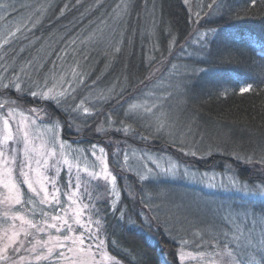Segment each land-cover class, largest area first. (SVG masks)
<instances>
[{"label":"trees","instance_id":"obj_1","mask_svg":"<svg viewBox=\"0 0 264 264\" xmlns=\"http://www.w3.org/2000/svg\"><path fill=\"white\" fill-rule=\"evenodd\" d=\"M188 3L187 0H4L0 3L8 5L7 9L14 13L21 12L25 19L21 28L0 43V72L11 80L13 74L25 69L31 77L30 81L21 80L23 94L13 88H0V93L19 106L31 105L48 111V119L60 122L61 138L70 145L88 147L96 143L107 153V163L116 176L120 195L113 204L109 196L93 203L99 212L93 215L96 219L103 218L101 234L105 250L114 259L112 264H162L165 260L168 264H180L179 242L186 241L183 247L189 250H212L201 245L221 236V231L232 233L234 224L242 222L236 216L238 212L246 210L247 218L252 221L264 215L261 201L240 202L236 194L222 193L201 198L191 186L181 188V180H185L182 174L176 178L167 175V178L141 181L138 175L122 168L119 160L115 161L114 143L120 149L126 146L140 152L165 153L196 173L231 175L250 187L264 184V163H261L264 161V0L255 8L249 0H217L220 7L213 9L207 7L212 0ZM90 34L92 40L86 39ZM174 63L179 67L173 69ZM73 68L83 76L82 83L76 84L74 100L69 97L58 107L29 94L34 90L31 83L43 82L47 75L60 73L66 81L72 79ZM176 84L178 88L174 89ZM249 84L253 85V91L241 93L240 89ZM150 85L154 91L161 94L163 91L162 97L172 86L176 96L175 108L166 118L170 127L163 134H155L156 126L146 119L125 116L124 103L129 104ZM107 87L113 89L110 98L100 103L97 110L89 111L91 114L71 111L85 91ZM159 95L156 99L161 98ZM124 126H131L132 131L125 132ZM97 128L105 131L97 132ZM172 140L176 141L175 145L170 143ZM191 151L196 155L188 154ZM123 179L132 182L127 191L122 186ZM178 190L211 199L216 205L217 211L210 215L213 220L210 223L216 230L212 236L201 239L202 243L194 237V223L189 217L195 213L163 208L164 204L171 207L174 199L167 196L163 199L161 194ZM172 213L176 216L172 217ZM224 213L229 214L225 222ZM146 217H158L159 221L153 219L147 226ZM173 219L179 223L171 222ZM251 220L242 223L249 227L254 225ZM183 225H189V230L182 231ZM167 228L180 235L179 241L172 239Z\"/></svg>","mask_w":264,"mask_h":264},{"label":"snow or ice","instance_id":"obj_2","mask_svg":"<svg viewBox=\"0 0 264 264\" xmlns=\"http://www.w3.org/2000/svg\"><path fill=\"white\" fill-rule=\"evenodd\" d=\"M260 0H249L250 6L255 8L257 7ZM0 7L7 8L8 5H0ZM209 9L219 8L220 5L217 4V0H212V3L208 4ZM119 8V5H117ZM200 14L197 13L199 19ZM9 35H13L9 33ZM206 36V34H204ZM86 39L92 40V35ZM175 38H173V43ZM75 43V41H73ZM119 51V49H116ZM31 80V77L27 74L25 69H21L20 74H16L9 80L8 83H3V80H0V85L4 89L14 88L18 93L23 94L24 89L21 88V80ZM83 76L80 73H77L75 68L72 69V79L65 80L63 76L59 79L52 77V86L49 87V78L45 77L43 82L35 81L30 85L31 89L29 94L37 100L44 102H52L58 107L66 103L69 97H72L74 100L75 97L73 93L76 91V84L82 83ZM241 93L253 91V85L249 84L246 87L240 89ZM104 99V97H101ZM84 101L82 100L80 104L76 105L75 108H72V112H79L83 107ZM18 105L16 101L11 99H0V121H2V127H0V186L7 190L8 195L0 201V203L8 206L9 210L15 206H20L24 208L25 205H30V213L33 219H25L24 216L16 215L11 217L12 220L19 219L21 225H27L29 229H34L36 234L46 233L48 236L47 240H36V243L31 248V252H36V245L42 246L46 249V254L43 256H36V260H53L54 264H61V261L64 264H83L81 257L86 254L88 257L87 264H101L103 259H106V254L104 253V240L100 238L101 233L104 229L103 218L93 220L91 214L99 215L95 206L90 208L88 204H83L81 207L78 204V201L81 200V197L78 196V193L81 190V178H80V169L78 165L76 166V176H75V191H71L73 186V165L69 164L64 149L66 143L59 139V132L61 130L60 124L58 121H53L51 125L45 126V132L48 134L45 145L48 146V150H43L45 145H41V150H38L33 144L32 136V126L36 124V119H31V124L28 123L29 118L24 117L23 113L20 115L23 117L16 124V133L12 130V125H10L9 120H15V113L18 110ZM141 105L131 104L125 112L126 118L133 115H137L138 109ZM156 108V104H153L151 108H145V112L152 115L156 120L155 134H163L167 128L170 126L166 123L167 114L160 112L158 115L152 112V109ZM7 109L6 113L4 110ZM36 118H39V113L43 109H30ZM83 112L86 114L89 113L88 108H83ZM108 121H111V114L108 116ZM123 125V121H121ZM105 131L103 128H97V132ZM124 131H132L131 126H124ZM171 135L172 133L169 132ZM11 142L12 146H9ZM22 143V147H17V145ZM170 143L175 145L176 141L172 140ZM183 143V141H181ZM92 155L95 157V148L93 145ZM57 148L59 149V155L62 160L57 161V164L63 163L67 164L68 172V181L67 187L68 192L63 193L65 196V202H62L60 199L61 189L57 187L56 180L50 178L45 173L49 167L55 168L57 174L59 175V168L56 165H49V158H54L57 155ZM183 151V149H181ZM101 154L104 153L103 149H100ZM193 156L196 155L195 151L190 153ZM79 159V157H77ZM149 160H152L151 157H148ZM238 159H243L238 157ZM249 162L251 158H248ZM125 160L127 161V155H125ZM155 164L156 171L148 169L145 166V171L147 175L140 176L141 181H146L149 178L160 175H174L179 169V164L176 162L169 163L168 167H161L160 164L156 161H152ZM264 163V161H261ZM19 168L18 175L23 179L17 181L15 170ZM105 165V176L110 175L107 173ZM87 171V169H84ZM185 174H189L185 170ZM92 177L99 178V173H92ZM111 180L113 183L116 181V176H112ZM21 183L26 186L27 192L30 194L26 197L25 192L21 189ZM230 183L234 187H238L241 191L246 193L258 194L261 198V202L264 203V184L256 186H248L247 184H238L237 181L231 180ZM51 185L52 192L49 193L48 186ZM86 193V188H85ZM163 194V193H162ZM75 197V199H74ZM90 198V197H89ZM71 205H76L74 209L69 211ZM145 207H149L147 204ZM85 209L90 213L87 220L81 219L84 215ZM124 213L121 212L123 217ZM248 212L244 213V217H248ZM39 216L40 219L35 220V217ZM252 216L255 217V213H252ZM8 213H4L3 219L5 222L8 220ZM159 221L158 217H146V221L151 223V220ZM51 221V222H49ZM179 223V220L176 221ZM232 222V221H230ZM253 224L260 223L262 225L260 230V236L257 239L253 235V229L248 230L247 233L240 227L238 224H234L235 231L229 235L228 232H225L221 236L215 237L212 241H209L206 245L202 244L204 247H211V251L202 252L198 255L202 258H205L208 264H264V215H262L259 220L253 219ZM168 223V221H165ZM95 225L93 229L92 225ZM77 227L80 229L79 234L76 233ZM50 229H54L57 235L53 236ZM24 232L25 236H28L30 233L26 229H21ZM19 232H13L9 237L11 244H15L19 237ZM199 235V233H196ZM174 239V238H173ZM203 239V237H201ZM87 241V243H86ZM186 241H182V247L186 244ZM21 247H23V241H20ZM257 249L259 252V259H257L256 254H252L248 261H245L243 258L249 253L247 249ZM95 249V251L93 250ZM8 250V245H5L3 248H0V253L6 252ZM15 252H19L20 248L13 249ZM101 256V260L96 259V255ZM180 259L183 261L185 254L181 251ZM3 255H0V259H4ZM19 260L22 262L25 260V257H19ZM166 264V262H165Z\"/></svg>","mask_w":264,"mask_h":264},{"label":"rangeland","instance_id":"obj_3","mask_svg":"<svg viewBox=\"0 0 264 264\" xmlns=\"http://www.w3.org/2000/svg\"><path fill=\"white\" fill-rule=\"evenodd\" d=\"M4 0H0V3H2ZM6 1V0H5ZM192 0H187L189 2L188 4H191ZM1 5V4H0ZM19 5V4H18ZM196 8L199 9V5L196 3ZM15 11H10L7 8L0 7V43L5 41L7 38H9L11 35L9 33L14 34L21 26H23L25 19L22 18L21 12L14 13ZM20 13V14H19ZM190 46V45H189ZM186 53V49H185ZM179 63L178 61L176 64ZM174 63L173 69L179 67ZM13 74L11 76H14ZM63 74L60 75H47L45 77L49 78V84L48 86H52V77H55L56 79H59ZM4 77L5 80L2 78ZM0 80H3V83H8L9 79L4 75L3 72H0ZM156 83H162L161 81H157ZM154 83V84H156ZM153 84V85H154ZM153 85H150L148 89L141 91L137 95H135V98L130 101L128 104V101L124 103L123 106H126V110L129 108V105L131 104H137L141 105L139 108V111L137 113L138 117H141L143 119H146L149 122H152L156 126V120L154 117L148 113L145 112V108H151L153 104H156V108L152 109V112L154 114H159L160 112H164L167 114V118L169 117V112L173 111L175 108V98L176 96L173 95V89L172 86L169 88V93L162 97L164 92L162 91V94L159 91H154ZM0 88H3L2 85H0ZM21 88L22 87V82H21ZM178 88V84L174 85V89ZM14 89V88H13ZM2 90V89H1ZM0 90V91H1ZM15 90V89H14ZM35 90V89H34ZM113 89L107 87L105 89H89L83 93L82 98H80L79 102L76 104H80L81 101H84L83 107L80 109V113L83 112V108H88L90 112H93L98 109L100 106L99 104L108 100L112 94ZM154 91V92H153ZM160 93V95H159ZM161 96V98L156 99L157 97ZM101 97H104V99H101ZM0 99H10L3 93H0ZM13 100V99H11ZM130 100V99H129ZM17 104V103H16ZM128 104V105H127ZM18 105V104H17ZM75 105V107H76ZM19 106V105H18ZM30 109H39L38 107L34 106H26L22 107L19 106L17 112L14 114L15 115V120H9L10 125H12V130L14 133H16V124L18 121L23 119V117L20 115V113L24 114V117H28V123L31 124V119H36V124L32 126V136H33V144L34 146L38 149L41 150V145H45V141L47 140L48 134L45 132V126L51 125L53 121L57 120H49V112L43 109L39 113V118H36V116L30 112ZM7 109L4 110L6 113ZM59 122V121H58ZM60 124V122H59ZM0 127H2V121H0ZM61 128V124H60ZM19 135V133H16ZM125 136V135H123ZM59 139L63 142L66 143V147L64 149L65 156L69 162V164L73 165V171H72V176H73V186L71 191H75V176H76V166L78 165L80 171V178H81V190L78 193V196L81 197V200L78 201V204L82 207L83 204H88L89 207L91 208L93 203L100 201L106 197L109 196L110 198V203L113 204L116 202L119 198L120 195V188L118 187L117 181L115 183L112 182L111 177L115 176L114 173L112 172L111 168L108 166L107 163V153L105 149L96 144V143H91L88 147H81V146H74L70 145L69 142L66 140H63L61 138V132H59ZM127 139V137L125 138ZM124 143V141H123ZM93 145L96 146L95 148V157H93L92 152H93ZM9 146H12L11 142H9ZM17 147H22V143L17 145ZM100 149L104 150V153L101 154ZM113 149H114V158L115 161L119 160L120 166L122 168H126L125 170H130L131 172L135 173L139 177L142 175H147V172L145 171V166L148 169H152L153 171H156L155 164L152 161H156L160 164L161 167H168L169 163L171 162H176L173 160L170 156H168L165 153H160V154H154L150 153L148 151L140 152V151H135L131 148H126V146H123L122 149H120L116 143L113 144ZM45 151L48 150V146L45 145L44 149ZM125 155H127V161L125 160ZM79 157V159H77ZM148 157H151L152 160H149ZM62 158L59 155V149L57 148V155L54 158H49V165H56L57 168H59V175L57 174V171L55 168L49 167L47 172L45 173L47 176L50 178L56 180L57 182V187L61 189V194H60V199L62 202H65V196L63 193L68 192L69 189L67 187V181H68V172L67 164H57V161H61ZM178 163V162H176ZM179 164V169L174 175H169L168 177H178V175L182 174L185 176V180L182 181V186L181 188H190L193 189L194 191H197L203 198V196L209 198L210 196H217L219 193L222 194H236V198L240 200V202H244L249 199H254L261 201V198L259 197L258 194H252V193H246L241 191L238 187L232 186L230 183L231 180H235L234 178L232 179L231 175H219L216 173L212 172H203V173H196L193 170H190L186 168L183 164ZM105 165L107 173H110V175L105 176ZM84 169H87V171H84ZM185 170L189 174H185ZM19 168L17 166L15 170V175L17 181H21L23 178L18 175ZM92 173H99V178L92 177ZM61 176L63 179L61 180ZM162 176L167 175H160V176H154L152 178L154 179H159ZM172 179V178H170ZM236 181V180H235ZM186 182V183H185ZM187 184V186H184L183 184ZM238 184L243 185V183L237 182ZM192 185H196L199 188H201L203 191H201L199 188H194ZM21 189L25 192L26 197L30 195L27 192V188L25 185L21 183ZM122 186L123 188L127 191V188H130L132 185V182L130 180L123 179L122 180ZM189 186V187H188ZM85 188H86V193H85ZM49 193L52 192L51 185L48 186ZM173 193L172 195H170ZM7 190L4 189L2 186H0V201H2L5 196H7ZM133 194L131 193L130 196ZM162 198L164 199L165 196L170 197V199H174L172 206L171 207H166L165 204L163 205V208L165 211H169L171 209L174 210H181V211H187L189 214L190 213H195V215L190 214V218H192V223H194V237L197 238V242L202 243L201 238L199 237H205V236H212L213 232L216 230L214 225L210 223L212 222L211 218V213L216 212L215 210L216 205L215 203L210 199L207 200V198L201 199L199 197H196V195H193L192 193L185 192L183 190H178L174 192H163L161 194ZM231 196V195H229ZM90 197V198H89ZM146 199H150L149 197H145ZM231 198V197H230ZM75 199V197H74ZM76 205H71L69 211L71 212L72 209H74ZM241 208V207H240ZM31 206L30 205H25L24 208H21L20 206H15L11 210H9L8 206H6L3 203H0V248H3L5 245H8V250L6 252L0 253V255H3L5 258L0 259V264H21L19 257L23 256L25 257V260L22 262V264H54V259L53 260H36V256H43L46 254V249L42 248L40 245H36V252L33 253L31 252V248L33 245L36 243V240H47L48 236L46 233H40L36 234L34 229H29L27 225H21V221L19 219L12 220L11 217L20 215L24 216L25 219H33L31 213H30ZM221 210V209H220ZM219 211V210H218ZM222 211V210H221ZM246 212V210H244ZM8 213V220L5 222L3 219L4 213ZM224 212V211H223ZM237 213V212H236ZM89 212L87 209L84 211V215L81 217L83 220H87L89 216ZM172 213V217H173ZM225 216L223 215V221L225 222V217L229 218V214L224 213ZM240 216V220L244 222L246 219L251 220L250 218H245L244 213L241 211L240 213H237ZM262 214V213H261ZM92 219L96 220L95 216L93 214ZM148 216V215H147ZM168 217L169 213L167 214ZM176 214L174 215V217ZM261 217V215H259ZM258 216V218H260ZM145 218V217H144ZM40 219L39 216L35 217V220ZM177 220L173 219L171 222H176ZM252 221V220H251ZM51 222V221H49ZM147 226H150V223H148L145 220ZM170 222V221H168ZM170 222V223H171ZM239 223L241 228L245 231V233L248 232V230L253 229V235L258 239L260 236V230H261V224L256 225H250L249 227L246 226L244 223ZM187 223V222H186ZM188 224V223H187ZM189 226V225H188ZM188 226L183 225L181 227L182 231L183 230H189L187 228ZM226 226V225H224ZM26 229L30 234L28 236L24 235V232L21 230ZM93 229L95 228V225H92ZM19 232L20 235L17 239V242L15 244H11L9 241V237L12 235L13 232ZM53 236L57 235L56 231L54 229L49 230ZM80 229L77 227L76 233L79 234ZM168 234L172 235V239L174 238L175 241H179V236L176 235L175 233L171 232V229L167 228ZM235 229H233V232ZM196 233H199V235H196ZM221 233V238L222 234L225 233L223 231ZM229 235L232 233L230 230L228 231ZM217 237V236H216ZM100 238L104 240L102 237V234L100 235ZM20 241H23V247H21ZM87 243V241H86ZM181 244V242H179ZM15 248H20L21 250L17 253L13 249ZM95 251V249H93ZM104 253L106 254V259H103L101 264H112L114 259L107 253L105 250V246L103 249ZM181 251L185 254V258L183 261L180 259V253ZM211 250H206V251H194V250H189L184 247L178 246L177 248V257L178 261L180 264H208L207 260L205 258H202L199 256V253L202 252H207ZM247 252L249 255L245 257H250L252 254H256L257 257H259V252L257 249H247ZM97 260H101V256L99 254L96 255ZM81 260L83 264H87L88 257L86 254H84L81 257ZM168 264V262L165 260L162 262V264ZM61 264H64L63 261H61Z\"/></svg>","mask_w":264,"mask_h":264}]
</instances>
